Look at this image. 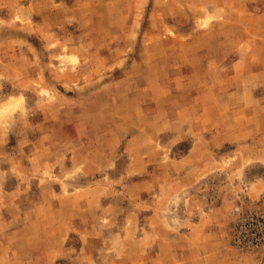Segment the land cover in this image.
Wrapping results in <instances>:
<instances>
[{"label":"rangeland","instance_id":"374dc122","mask_svg":"<svg viewBox=\"0 0 264 264\" xmlns=\"http://www.w3.org/2000/svg\"><path fill=\"white\" fill-rule=\"evenodd\" d=\"M0 264H264V0H0Z\"/></svg>","mask_w":264,"mask_h":264}]
</instances>
